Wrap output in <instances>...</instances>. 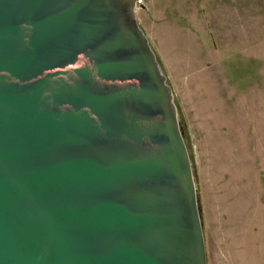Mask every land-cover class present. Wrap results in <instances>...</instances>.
Listing matches in <instances>:
<instances>
[{"label": "water", "instance_id": "95a60500", "mask_svg": "<svg viewBox=\"0 0 264 264\" xmlns=\"http://www.w3.org/2000/svg\"><path fill=\"white\" fill-rule=\"evenodd\" d=\"M139 0H0V264H208Z\"/></svg>", "mask_w": 264, "mask_h": 264}, {"label": "rangeland", "instance_id": "374dc122", "mask_svg": "<svg viewBox=\"0 0 264 264\" xmlns=\"http://www.w3.org/2000/svg\"><path fill=\"white\" fill-rule=\"evenodd\" d=\"M150 2L137 4L139 27ZM261 40L254 33V46ZM149 43L190 156L208 264H264V81L232 80L250 73L242 64L166 65Z\"/></svg>", "mask_w": 264, "mask_h": 264}, {"label": "crops", "instance_id": "0c3cea01", "mask_svg": "<svg viewBox=\"0 0 264 264\" xmlns=\"http://www.w3.org/2000/svg\"><path fill=\"white\" fill-rule=\"evenodd\" d=\"M141 9L148 16L140 27L164 49L166 65L242 64L250 73L232 80L264 81V0H151ZM254 33L262 35L255 46Z\"/></svg>", "mask_w": 264, "mask_h": 264}]
</instances>
